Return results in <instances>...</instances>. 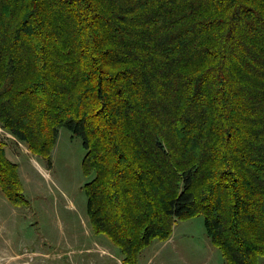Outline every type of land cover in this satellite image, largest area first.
<instances>
[{
	"label": "trees",
	"instance_id": "1",
	"mask_svg": "<svg viewBox=\"0 0 264 264\" xmlns=\"http://www.w3.org/2000/svg\"><path fill=\"white\" fill-rule=\"evenodd\" d=\"M0 127L48 168L62 127L82 138L124 264L197 215L227 264H264V0H0Z\"/></svg>",
	"mask_w": 264,
	"mask_h": 264
},
{
	"label": "rangeland",
	"instance_id": "2",
	"mask_svg": "<svg viewBox=\"0 0 264 264\" xmlns=\"http://www.w3.org/2000/svg\"><path fill=\"white\" fill-rule=\"evenodd\" d=\"M0 141L18 164L28 200L15 205L0 187V264H124L120 248L92 229L84 188L91 176L83 172L81 137L62 127L50 168L1 127ZM136 264L227 263L197 215L177 220L166 240L153 239Z\"/></svg>",
	"mask_w": 264,
	"mask_h": 264
}]
</instances>
